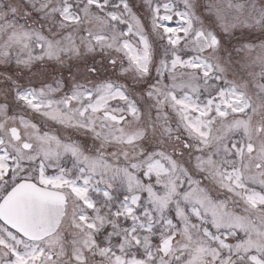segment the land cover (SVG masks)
Segmentation results:
<instances>
[{
    "label": "snow or ice",
    "instance_id": "snow-or-ice-1",
    "mask_svg": "<svg viewBox=\"0 0 264 264\" xmlns=\"http://www.w3.org/2000/svg\"><path fill=\"white\" fill-rule=\"evenodd\" d=\"M0 264H264V0H0Z\"/></svg>",
    "mask_w": 264,
    "mask_h": 264
}]
</instances>
